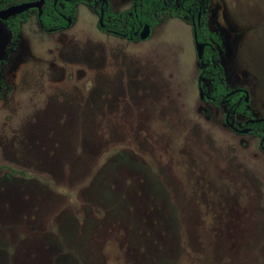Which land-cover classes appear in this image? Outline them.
Segmentation results:
<instances>
[{"label":"rangeland","instance_id":"374dc122","mask_svg":"<svg viewBox=\"0 0 264 264\" xmlns=\"http://www.w3.org/2000/svg\"><path fill=\"white\" fill-rule=\"evenodd\" d=\"M91 16L79 5L75 29L29 34L39 50L4 68L15 89L0 100V164L26 179L0 182V264H264V154L220 112H199L190 24L127 44L130 61L111 65L108 97L91 107L79 101L97 77ZM208 19L227 82L264 114V0H210ZM7 40L0 22V58Z\"/></svg>","mask_w":264,"mask_h":264},{"label":"flooded vegetation","instance_id":"af4514ba","mask_svg":"<svg viewBox=\"0 0 264 264\" xmlns=\"http://www.w3.org/2000/svg\"><path fill=\"white\" fill-rule=\"evenodd\" d=\"M37 1L0 0V11ZM119 2L120 0H43L41 7L28 6L26 9L10 15L7 19L0 20L1 23L5 24L8 32L5 57L0 58V100H6L13 92V89H15V85L5 75L4 68L12 62L14 63L16 61L15 56L26 50V46L28 47L27 49L31 50L30 54L34 52V49L39 50L38 48L41 47V43L36 44L40 40L32 41V36L29 37V34L37 38L39 36L37 31L41 30L58 36L67 30L75 29L77 7L79 5H84L92 14L90 22H92V19L96 20L95 29L97 32L95 35H92V38L87 35L84 37H88L87 39H90V42L93 43L91 50L93 57L89 58L90 61H87L92 64L93 74H96L95 77H97L95 81L91 82L90 86L88 84L86 89L83 87L84 90H81L79 100L84 104L86 102L91 107L93 104L99 103L100 98L105 101L108 97L111 89V65L117 62L119 68L123 70L122 64H126L127 60L130 61L129 58H124L125 55L128 56L130 54L127 44L134 43L133 45L139 48V43H145L144 40L153 39L154 30L163 26L165 21L179 20L178 22L184 23L187 27L190 24L191 27L190 33L193 39L195 62L198 70L196 86L198 97L202 101V105L198 109L199 112L207 118L220 112V122L225 129L235 135L248 137L250 140L255 141L257 150L264 154V114L257 112L252 106L251 94L248 88L240 85L231 86L226 80L225 71L221 64L223 40L219 31L211 29L209 25L208 7L210 0H163L162 12L153 13L151 16L144 9L143 0H130L126 4L127 6L123 5L116 8L115 3L118 5ZM45 19H47V22H45ZM145 27H147V34L141 37ZM86 33L88 32L79 34L83 35ZM195 37L199 43L203 44L201 56L198 55L196 49ZM31 42L37 48H32ZM114 45H119V49L116 52ZM82 50H80L82 56L77 58L79 62H82L83 57L85 59L87 57L88 50ZM113 54L122 58L116 57L117 60H114L116 58L113 57ZM71 61L74 62L72 58ZM94 62L95 66H93ZM142 62L139 60L138 63L142 66ZM128 65L130 66L129 63ZM143 70L144 73L147 72L144 68ZM74 78L78 80V77L70 70L68 80L72 81ZM75 85L76 82L73 86L74 90H76ZM74 94H76V91ZM242 143L244 145L247 144L244 139ZM118 155L122 156V158L127 157L133 162L137 159L131 155L127 156L124 152H119ZM2 169H7V171L0 175V182L18 181L20 178L25 181L26 179L20 171L13 167L0 164V172ZM27 182H31L30 178H28ZM156 182L158 185H163L161 184L162 180H157ZM163 190L166 191L164 186L163 189L161 188L160 193L165 196ZM153 194L155 199L157 196L154 191ZM163 203L164 205L167 204L166 199L162 200ZM156 206L158 207L159 205ZM171 206L170 216L176 220L174 206ZM90 228H92L91 223ZM136 236L143 237L144 233H137Z\"/></svg>","mask_w":264,"mask_h":264},{"label":"water","instance_id":"95a60500","mask_svg":"<svg viewBox=\"0 0 264 264\" xmlns=\"http://www.w3.org/2000/svg\"><path fill=\"white\" fill-rule=\"evenodd\" d=\"M42 2H43V0H38L37 2L28 4V5H23L22 4V5H17V6H13V7L7 8L5 10H1L0 11V20H5L10 15L15 14L16 12H19V11H21L23 9H26L28 6L41 7V3ZM146 29H147V27L144 28V33L142 32L141 37L146 36L145 35V34H147L146 33ZM195 41H196L195 45H196V49H197L198 55L201 56L202 55V50H203V44L202 43H199L196 40V37H195Z\"/></svg>","mask_w":264,"mask_h":264},{"label":"trees","instance_id":"16d2710c","mask_svg":"<svg viewBox=\"0 0 264 264\" xmlns=\"http://www.w3.org/2000/svg\"><path fill=\"white\" fill-rule=\"evenodd\" d=\"M163 0H143V6L146 11L149 12V16L153 13L162 12ZM155 16V15H154ZM47 19H45V22Z\"/></svg>","mask_w":264,"mask_h":264}]
</instances>
